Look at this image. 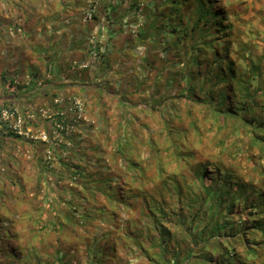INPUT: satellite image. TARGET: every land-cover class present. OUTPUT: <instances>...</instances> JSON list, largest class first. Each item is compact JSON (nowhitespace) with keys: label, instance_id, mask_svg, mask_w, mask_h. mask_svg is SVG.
Here are the masks:
<instances>
[{"label":"trees","instance_id":"16d2710c","mask_svg":"<svg viewBox=\"0 0 264 264\" xmlns=\"http://www.w3.org/2000/svg\"><path fill=\"white\" fill-rule=\"evenodd\" d=\"M83 1L85 2V0H57L56 10L67 11L70 15H75L77 6ZM89 1H91L89 12L92 20L99 23L105 22L106 29L103 30L106 33L105 42L100 44L99 41H95L94 48H90L92 46L85 39L83 41L82 38L77 43L83 45L87 43L88 46L83 48L82 52L84 51L86 57L96 59L91 64L98 66L99 76L96 75V77L104 76L101 74L99 66L103 69V65L106 68L108 62L127 63L124 69L127 72L133 73L139 68L144 69V76L138 78L139 86L135 88L132 83H126L123 87L124 91L120 95L116 93L114 97L109 98L113 93L110 96L101 97L96 89V80H91L87 83L84 82L83 85L80 84L79 88L73 89L72 93L65 96L61 93V89L64 87L63 84H58L59 88L56 86V88L48 87L45 90H40L38 77L32 64L27 66L31 78L26 80V82H16L14 78H9L8 70L4 68L0 74V86L3 90H9L11 93H7V98L0 104V108L20 112L24 129L27 127L43 129L49 135V139H52L53 134H56L53 141L61 135L64 137L66 132L71 130V127L74 128L77 125H81L82 128L87 130L91 129L90 125H83L82 118H76L75 116H71L68 119L64 118V108L66 106L74 107L73 102L75 99L81 102V110L85 109V101L88 103L91 101L90 107L92 108L102 109L105 102L109 107L112 105L118 111L120 121L115 124H110L108 117L103 115L98 117V123L106 126L108 134L113 133L115 141L122 136L121 130L125 125L129 112V118L134 119L138 126L137 129L143 132H136L138 131L137 129L133 131L135 137L130 148L146 149V156L143 159L149 160L154 164L158 157L173 158L176 152L186 146L188 151L194 153L193 157L196 162L195 173L197 175L194 182L196 184H204V186L208 184L215 185L214 187L217 188L218 185H224L227 194L230 191L234 192L236 199L228 196V216L238 220V222H235L238 227L244 225L243 228L242 226L237 228L235 224L227 226L225 224L226 221L218 220L217 215L213 211L220 202L199 191L188 190L183 193L181 187L184 201L187 202L185 203L186 208L192 210V212L189 211L186 215H182L183 218L175 221L167 219V222L159 227L153 225L152 233L146 236L148 245L145 249L147 251L144 249L140 251V253L145 254L148 264H233V261L239 263L241 260L248 259L247 257L251 256V254L255 256V259H253L254 264H264V222H261L260 213L256 211V209H260L264 214V181L256 183L253 180H248L242 172V169L258 172V169L264 163V87L252 85L253 78L264 76V73L259 70L260 66L257 67L256 64H253L252 59L248 60L249 67L243 72L241 68L237 67L235 62L228 60L226 55L230 50L234 36L239 37L241 33L240 30H237L234 34L233 23L226 21L225 16L228 15V11L223 6L220 7L221 10H214V7H217L218 3H220L218 0H179L174 1L175 4L165 0L170 6L169 10H167L170 16L168 23L164 21L162 24L157 25L155 21L145 20L143 24L135 23L134 21L123 24V22L128 21H126L127 18H124L122 22L123 17L118 14L120 5L127 4L126 10L128 14L133 15L134 19H137V17L146 18L143 15L147 5L143 4L141 0H119L120 3L118 4L107 0ZM63 2H66V5H63ZM111 15L117 16V18ZM76 22H80V19L73 17L69 19L68 23L73 24ZM129 24L131 26H128ZM82 26L89 30L87 24ZM135 26H143L144 29V32L141 33L142 36H140V46L126 45L125 43L119 45L115 42L116 39L113 37L112 32L120 33V29H125L126 31V29H132ZM150 26H162L159 30L158 38L165 40L161 42V45L165 46L164 50L158 49L159 45L157 44L159 43L152 40L153 33L149 32ZM164 26L166 27L164 28ZM65 28L66 26H62L63 30ZM163 29L165 30L164 33L161 31ZM128 32L130 35L133 33L130 30ZM148 41L151 43L147 44ZM101 45H103V48ZM140 47H147L146 52H143L139 57L144 60L146 56L148 58L146 63H140L136 57L131 58L129 54L133 50H141L139 49ZM150 56L158 62H152ZM45 62L49 66L47 73H55L57 78H60L62 74L57 68L58 63L53 59H48ZM74 65H76L75 67L80 66L78 63ZM55 68L56 71H54ZM114 70L111 68L110 71ZM121 75L126 77V79H131L130 75H125V73H121ZM121 80L125 82L124 78H121ZM43 83L47 82L44 81ZM17 90L19 91L15 92ZM30 94L39 100L41 97L42 99L47 97L49 101L48 108H50L51 113L48 112L49 114L46 118L38 115L37 111L34 112L35 118L38 115V123L28 119V114L32 111L31 105L18 102L19 99L21 101L22 97H27ZM222 96L229 97V102L225 99L223 101ZM55 99H62V102H55ZM216 100H218V104H216ZM207 102L213 103L214 109H212L213 105L211 108H207ZM178 104H181V107L176 111L174 107ZM201 104L204 105L202 108L205 112L200 117H197L198 106ZM43 109L46 108L43 106ZM248 109L251 114L244 118L243 112ZM141 116L146 118L150 116L154 121L157 120L160 128L158 129L155 126L153 130L150 129L143 118L136 120ZM213 116L214 119H212ZM193 118H196L194 124L191 123ZM247 118L258 123L262 136L257 134L253 136L254 132L246 126ZM199 120L200 126H197ZM214 121L225 122L236 132L241 133L246 141L243 142L239 137L233 139H228V136L225 138L218 137L217 133L227 128L217 126ZM111 125H114L113 128ZM61 126H66L67 128ZM0 128V139H3L0 142L6 144L3 147L6 157H2V151H0V174L5 172L4 164L11 160L13 166H16V168L22 167L26 171L27 179L31 172L34 174V186L36 188L42 186V182L46 184V196L43 197L45 202H42L43 204L40 208H36L39 217L35 218L37 220L34 222L36 224L39 223L41 230H37L36 235L44 238L49 233L56 239V245L51 248L45 246L46 251L44 252L35 246L34 238L28 241L27 247H23L19 240L16 224L14 225L12 222L11 216L13 214H10L7 208L20 207L24 209L26 206L28 207V200L20 197L12 203H0V264H40L42 261L45 264H50L52 249L54 247L61 248L60 239H63L69 245V248L74 251H81L85 257V262H87L90 259L88 255H91L88 248L90 239L87 234L83 235V238L82 233L75 234L69 227L62 228V231L56 234L49 225V222L53 219L56 221L63 220L69 214L73 213L74 215L76 212L73 209L70 213H63V209L53 207L49 198L54 197L56 190L65 187L58 188L59 181L68 179L72 183L77 184L79 179H82L81 177L85 178L86 169L82 170L77 165L79 160L76 159L78 152H81L79 151L81 145L77 148V151L71 153L69 163L66 160L67 156L65 159L62 155L58 159L56 158V154H60L64 146L66 147L64 143L58 144L54 141L58 148L56 150V147L47 140L31 139L24 141V138L22 139L20 135H17L9 127L8 123L0 121ZM99 128L101 129V126ZM213 128L217 131L212 134L211 130ZM192 134L194 136L200 135L201 140L197 141L192 137ZM77 136L79 135H71L70 138L73 140ZM139 137L145 138V141H139ZM228 140H232L235 147L224 152L223 147ZM77 142L81 143L80 140ZM18 143L23 148H30L32 153L30 162L33 163V169L31 166L30 169L29 167L21 166L18 158L13 154L16 144L19 145ZM211 146H216L220 151L216 155L207 156L206 154L210 152ZM251 150H256L257 155L250 154ZM50 152L55 155L54 159H48L50 156L48 157L47 153L50 154ZM221 152L224 156H219ZM112 153L111 159L118 160V157L114 155V150ZM139 153V151L133 150L132 153H129L133 162L138 161ZM241 153H244L246 163L238 160L236 155ZM73 160H76V162L72 163ZM55 163L58 164V167L54 166ZM178 166H180L178 162L173 164V168ZM10 168L12 169L13 167ZM51 175L56 179L52 187H50ZM6 178L8 179L7 176L0 175L1 186L3 180V182H6ZM24 186L22 187L23 191ZM68 188L75 192L74 188ZM233 189L235 190L233 191ZM17 197L18 195L14 194L12 198ZM257 202V206H254ZM97 207L98 205L96 204L91 205L88 203V208ZM244 210L247 214L244 213ZM43 213L49 214L47 220H42ZM98 216V213L94 215L93 218L96 221L93 222L101 225L102 223L98 220ZM222 225H225V227L221 228ZM73 227L76 226L74 225ZM91 227L92 224H88V232H91ZM248 229L255 230L258 233L262 232L259 235L258 244L253 246L252 242L249 244L245 243L248 240L246 237ZM178 233L183 237L187 234L192 236L189 239V244L192 243V248H187L183 256L173 246V243L177 242L176 235ZM11 240L14 242L13 251L8 246V242ZM225 241H232L236 244L232 253L226 252ZM238 241L244 242L246 249H241ZM107 244L100 245L97 250L100 254V259L94 262L97 264H120L121 258L117 256L116 252H112L111 247ZM166 254L169 255L167 259ZM43 256L45 258H42ZM93 259L96 260L95 257ZM185 259L186 263H183L182 261Z\"/></svg>","mask_w":264,"mask_h":264},{"label":"rangeland","instance_id":"374dc122","mask_svg":"<svg viewBox=\"0 0 264 264\" xmlns=\"http://www.w3.org/2000/svg\"><path fill=\"white\" fill-rule=\"evenodd\" d=\"M107 1L115 4L120 3L119 0L116 2L115 0ZM174 1L179 0H168V2L172 3H174ZM218 1L220 3H218L217 7H214V10H221L220 7H225L228 11V15L225 16V19L227 22L233 23L234 34L237 30L241 31L239 37H236V35L234 36L230 50L226 55L228 60L235 62L237 67L241 68L243 72L249 67L248 60L252 59L253 64H256L257 67L260 66L259 70L264 73V0ZM56 2L57 0H2L0 3V74L4 68H7L9 78H14L16 82H26V80L31 78L27 66L32 64L35 68V74L38 77V86L40 90H45L48 87L56 88V86L59 88L58 84H63L64 87L61 89V93L65 96L72 93L73 89L79 88L81 86L80 84L83 85L84 82L87 83L91 80H96V89L101 97L110 96L112 93L113 95L109 98L114 97L116 93L120 95V93L124 91L123 87L126 83H132V86L137 88L139 86L138 78L143 77L145 73L143 68H139V70H135L132 73L124 70L127 63L108 62L106 68L103 65L102 68H105L104 70L99 66L101 74L104 76L97 78L96 75H98L99 72L98 66L91 65L95 58L86 57L84 51L82 52V49L88 46L87 43L92 46L90 48H94L95 41H99L100 44L105 42L104 38L106 33L103 31L106 29L105 22L99 23L98 21L94 22L92 20L89 12L91 1L85 0V2L83 1L78 5L75 15H70L67 11L56 10ZM141 2L147 5V9L143 15L146 18L137 17V19H134L133 15L128 14L126 10L127 4L124 3L120 5L118 14L123 17L122 22L124 18H127L126 21H128L123 22V24L132 21L143 24L145 20L150 22L155 21L157 25L162 24L164 21L168 23L170 16L167 10H169L168 8L170 6L165 0H141ZM63 5H66V2H63ZM73 17L80 19V22L73 24L68 23L69 19ZM113 17L117 18V16ZM85 24L89 26V30L82 26ZM62 26H66V28L63 30ZM128 26H131V24ZM161 27L162 26H150L149 32L153 33L152 40L159 43L157 44L159 45L158 49L164 50L165 46L161 45V42L165 40L160 37L158 38ZM165 27L166 26H164V28ZM127 30H130L131 33L133 32L132 35H130ZM161 31L164 33L165 30L163 29ZM119 32L120 33L112 32L113 37L116 39V43L119 45L125 43L126 45L131 44L140 46V36H142L141 33L144 32L143 26H135L132 29L128 28L126 31L125 29H120ZM81 38L83 41L84 39L87 41L86 45L77 43ZM221 41L223 40L221 39ZM150 43V41L147 42V44ZM101 47L103 48V45H101ZM139 49L142 51L133 50L129 54L131 58L136 57L140 63H146L148 59L146 56L144 60H141L139 57L143 52H146L147 47H140ZM48 59H53L58 63L57 68L62 74L60 78H57L55 73H47V68L49 66L45 61ZM150 59L152 62L155 61L152 56H150ZM156 62L158 61H155V63ZM75 63H78L80 66L75 67ZM111 68L115 70L111 72ZM54 71H56V68ZM121 73H125V75L128 76L130 75L131 79H126ZM121 78H124L125 82H123ZM44 81L47 83L44 84ZM252 85L261 88L264 87V76L254 77ZM18 91L19 90L15 92ZM8 92L11 93L9 90H3L0 86V104L6 100ZM224 99L229 102V97H223L222 100L225 101ZM216 101V104H218V100ZM18 102L20 104L23 102L24 104L31 105L32 111L28 114V119L30 121L33 120L38 123V115L46 118V116L51 113L50 108H48L49 101L47 97L43 99L41 97L39 100L34 95L30 94L27 97H22L21 101L19 99ZM84 104L85 109L81 110V112L74 111L71 107L66 106L68 108H64L65 112L63 116L65 119L71 116L82 118V122H84L83 125H90L91 129L87 130L86 128H82L81 125H77L74 126V128L71 127V130L69 129L70 131L66 132L64 137L61 135L60 137H56L54 141L58 144L64 143L66 145V147L64 146V149L61 150L60 154H56V158L58 159V157L62 155L65 159L67 156L66 160L69 163L71 153L77 151V148L81 145V149L79 150L81 152H78L76 159L79 160L77 165H79L82 170H84V168L86 169L85 178L83 179V177H81L82 179H79L77 184L72 183L68 179L59 181L57 185L58 188L62 186L65 187L56 190L54 197L49 198L53 207L63 209V213H70L73 209H75L76 212L74 215L73 213L69 214L63 220L56 221L53 219L49 222V225L56 234L65 227L72 229L75 234L82 233L83 238V235L87 234L90 239L88 248L91 255H88L86 252V256L88 255L90 259H86L87 262H85V257L81 251H74L72 248H69V245L64 242L63 239H60L61 248L54 247L52 249L50 264H84L89 262L97 264L94 262L100 259V254L97 250L100 248V245L107 243L109 244L107 245L111 247L112 252H116L117 256L121 258L120 264H148V259L145 254L142 252L140 253V251L142 249L147 251V249H145L148 245L146 236L152 233L154 229L153 225L159 227L161 224H165L167 219L175 221L183 218L182 215H186L189 211L192 212V210L186 208L185 203L187 202L184 201L181 187L183 193L188 190H193L194 192L199 191L216 199L220 202V204L213 209L214 213L217 215V219L226 221L225 224L227 226L232 224L236 225L235 222H238V220L231 216L229 217L227 211L228 196L236 199V194L232 191L227 194L224 185H218L217 188L214 187L215 185L210 184H206L207 186H204V184H196L194 182L197 178L195 173L196 162L193 157L194 153L188 151L186 146L176 152L173 158H168L166 156L158 157L153 164V162L143 159V157L146 156V149L137 147L133 149L132 147L130 148L135 137L133 131L137 129L138 126L134 119L129 118V112L125 125L121 130L122 136L115 141L113 133L108 134L106 132V126L98 123V117L100 115L108 117L109 123L115 124L120 121L118 111L112 105L109 107L105 102L103 103L104 107L99 110L95 107H90L91 101H89V103L85 101ZM43 106L46 109H43ZM203 106L202 104L198 106L197 117H200V115L205 112L202 108ZM211 106L212 109H214V104L207 102V108H211ZM180 107L181 104H178L174 108L178 111ZM36 111L38 115L35 118L34 112ZM243 113L244 118L251 114L249 109L244 110ZM141 118L148 123L150 129L154 130L155 126L158 129L160 128L157 120L154 121L150 116L147 118L141 116L136 120H140ZM241 118L243 117L241 116ZM212 119H214V116ZM247 119L246 126L254 132L253 136L256 134L262 136L261 129L258 128V123L256 121H251L249 118ZM195 121L196 118H193L191 123L194 124ZM214 122L217 126L219 125L220 127L230 130H221L217 133L218 137L225 138L228 136V139L239 137L243 142L246 141L241 133L236 132L225 122ZM99 126H101V129ZM111 126L113 128L114 125ZM197 126H200V120ZM61 127L67 128L66 126ZM211 131L213 134L217 130L213 128ZM136 132L143 133L140 130ZM24 133L25 135H21L24 141L31 139L47 140L58 150L56 143L53 141L56 134H53L54 136L52 139H49V135L43 129H32L30 127L25 128ZM43 133L46 137L45 139H43ZM73 133L79 136L72 140L70 136L75 135ZM192 137L197 141L201 140L200 135L194 136L192 134ZM138 139L139 141H145L143 137H139ZM5 140L7 139L5 138ZM78 140H80L81 143L77 142ZM254 143L256 142L254 141ZM4 146H6V144L0 142L2 157H6V153L3 151ZM234 147L233 141L228 140L225 142L223 151L225 152L230 148L234 149ZM131 149L140 152L137 162H133L129 154L132 153ZM113 150L118 160L111 159ZM219 151L220 150L217 149L216 146H211L210 152L206 155H216ZM224 152L223 154H225ZM13 154L18 158L21 166L29 167V169L31 166L33 169V163L30 162L32 154L30 148H23L21 144H16ZM50 154L47 153L48 157L50 156L47 158L54 159L55 155L51 152ZM250 154L257 155L256 150H251ZM219 156L224 155H222L221 152ZM236 156L242 163H246L244 153ZM254 159L257 160L256 157H254ZM75 162L76 160L72 161V163ZM175 162H178L180 166L173 168ZM4 166L5 172L1 174L7 176L8 179L6 178V182H3V180L2 186L0 185V203H12L20 197L28 200V207L26 206L24 209L20 207L7 208L8 212L13 214L11 218L14 225L16 224L20 243L23 247H27L29 244L28 241L34 238L36 242L35 246L43 252L46 251L44 248L45 246L49 248L55 246L56 239L52 237L51 234L48 233V236L44 238L36 235V231L41 230L39 228V223L36 224V222H34L37 220L35 218L39 217L36 208H40L43 204L42 202H45L43 197L46 196V184L42 182V186L36 188L34 186V174L31 172V175H28L27 179L26 171L23 170L22 167L16 168V166H13L11 160L4 164ZM54 166L58 167V164L55 163ZM6 167L8 168L7 170ZM242 172L248 180H253L256 183L264 181V163H262L258 172L250 171L249 169H242ZM50 179V187H52L56 179L53 175L50 176ZM212 181L217 182L216 180ZM23 186L24 191L22 188ZM68 187L74 188L75 192H72ZM234 190L235 189H233V191ZM14 194H17L18 197L12 198ZM88 203L91 205L96 204L98 207L88 208ZM257 204L258 202L254 206H257ZM28 210H30V212H28ZM256 211L260 213L259 217L261 222H264L263 212L260 211V209H256ZM245 212L244 210V213ZM97 213L99 214L98 220L102 223L101 225L93 222L96 221L93 217ZM42 215V220H47L49 218L48 213H43ZM187 219L189 218L187 217ZM88 224H92L91 232L87 231ZM74 225L76 227H73ZM241 226L243 228L244 225ZM241 226L238 227L236 225L237 228H241ZM224 227L225 225L221 226V228ZM248 230L246 236L248 240L245 241V243L249 244L252 242L253 246L254 244H258L259 235L262 232L258 233L255 230ZM191 237L190 234L184 237L180 233L176 235L177 242H174L173 246L175 250L180 251L182 256L185 255L187 248H192V243L189 244V239ZM224 243L227 248L226 252L228 253L229 251V253H232L236 244L232 241H225ZM238 244L241 249H246L244 242L241 243L238 241ZM8 246L11 248L10 250L13 251L14 242L11 240L8 242ZM94 257L96 260L93 259ZM168 257L169 255L166 254V259ZM42 258H45V256ZM247 258L246 260H241L239 263L233 261V264H254L253 259H255V256L253 254ZM182 262L186 263V259ZM40 264L45 263L42 261Z\"/></svg>","mask_w":264,"mask_h":264},{"label":"built area","instance_id":"2783aa9c","mask_svg":"<svg viewBox=\"0 0 264 264\" xmlns=\"http://www.w3.org/2000/svg\"><path fill=\"white\" fill-rule=\"evenodd\" d=\"M54 101L62 102V99H55ZM73 104L72 105L74 107H71V109H73L74 111L81 112V102L78 99H75ZM0 121L3 123H8L9 127L12 128L17 135H25L22 117L20 116L17 110L0 108ZM45 138L46 137L43 133V139Z\"/></svg>","mask_w":264,"mask_h":264},{"label":"clouds","instance_id":"9594fccd","mask_svg":"<svg viewBox=\"0 0 264 264\" xmlns=\"http://www.w3.org/2000/svg\"><path fill=\"white\" fill-rule=\"evenodd\" d=\"M21 136V135H20Z\"/></svg>","mask_w":264,"mask_h":264}]
</instances>
